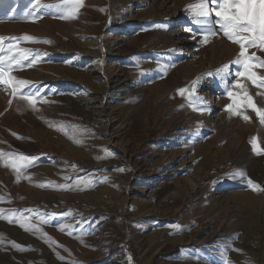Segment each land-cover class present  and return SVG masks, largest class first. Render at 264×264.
<instances>
[{"label":"rangeland","instance_id":"374dc122","mask_svg":"<svg viewBox=\"0 0 264 264\" xmlns=\"http://www.w3.org/2000/svg\"><path fill=\"white\" fill-rule=\"evenodd\" d=\"M39 2L0 0V36L51 41L18 43L37 110L0 85V151L32 158L19 180L0 161V264H264V125L226 111L238 45L201 43L195 0Z\"/></svg>","mask_w":264,"mask_h":264},{"label":"snow or ice","instance_id":"6c2138e0","mask_svg":"<svg viewBox=\"0 0 264 264\" xmlns=\"http://www.w3.org/2000/svg\"><path fill=\"white\" fill-rule=\"evenodd\" d=\"M37 8H51L53 5L41 4L39 0H35ZM82 0H72L71 4L67 7L66 15L63 18H75L77 10L82 7ZM192 19V22L198 25L202 31L201 43H207L209 37H217L222 34L224 38L235 45H238L239 51L235 58L230 62L237 66V70L234 73L235 81L232 84V88L238 89L233 91L227 88V81L225 78L232 73L229 72V64L223 65L220 69H217V75L222 80H225L226 94L228 95L231 103L226 105V111L230 114L240 115L241 109H251L259 119V123L264 125V107H260L254 101V97L249 93L247 83L258 89H264V75L258 74L256 71L264 69V58L258 56L256 52L249 53V49H256L264 52V0H195V3L189 4L185 9ZM214 17V19H213ZM185 31H191L190 28H185ZM9 41V43H5ZM19 41H29L33 43H51V41H39L35 37L27 34L20 37H4L0 36V85L11 89L13 96H19L23 99L29 107L33 110L36 109V101L40 97V93L37 90L35 93L24 89L30 85L31 82L16 78L12 73L24 67V61H28L35 53L32 49L18 47ZM39 62V56L32 59L27 67H31L33 64ZM196 81L192 82V91L188 93L189 106H192L191 100L195 94ZM181 96L185 95L188 91L187 88H181L177 90ZM261 95V93H257ZM198 101L203 103L202 97H196ZM12 101L9 100V104ZM195 110V108H194ZM243 119L248 120V116H243ZM15 135V134H14ZM20 138V137H17ZM80 143V141H74ZM250 144L253 146V151L256 154H261L264 149H260L257 143V137L250 138ZM107 151V149H105ZM7 158V159H6ZM99 158V157H98ZM0 161L4 162V165L11 167L17 174V180H19L23 169L31 166L32 158L17 153H5L0 151ZM73 167H76L73 165ZM123 171V169H117ZM240 175H244L242 172ZM67 179V177H65ZM107 179V178H105ZM82 181L78 180L77 184ZM49 185L54 184L52 181L47 182ZM249 186L255 191H264L259 185L254 184L250 179L248 180ZM43 187L44 185H38ZM61 189H67L68 185H59ZM82 190V189H81ZM3 198H0L2 200ZM3 211L0 210V219L5 218ZM15 212V210H11ZM17 221L20 223V227L26 231L31 230L34 226L26 223V218L18 217ZM11 222V220L9 221ZM46 222V221H45ZM173 227L179 228V225ZM63 230V229H61ZM13 246L23 250L21 246L16 245L13 242ZM239 251V250H237ZM131 260V257H129ZM227 264V261H226Z\"/></svg>","mask_w":264,"mask_h":264},{"label":"bare ground","instance_id":"6f19581e","mask_svg":"<svg viewBox=\"0 0 264 264\" xmlns=\"http://www.w3.org/2000/svg\"><path fill=\"white\" fill-rule=\"evenodd\" d=\"M259 163H260V160H257V164H256V162L254 163V164H256V165H255V168H256L257 170H261V171H262V168H263V167H261L262 165L260 166ZM248 168H249V170L251 171V169H252L253 167H251V164H250V166H248ZM263 170H264V169H263ZM142 203H143V202H142ZM142 203H139V204L142 205ZM167 247H168L167 250H169L170 248H172V246L169 247V245H168ZM156 253H160V251H157Z\"/></svg>","mask_w":264,"mask_h":264}]
</instances>
